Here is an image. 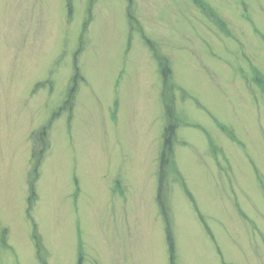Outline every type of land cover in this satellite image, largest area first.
<instances>
[{"label": "rangeland", "instance_id": "374dc122", "mask_svg": "<svg viewBox=\"0 0 264 264\" xmlns=\"http://www.w3.org/2000/svg\"><path fill=\"white\" fill-rule=\"evenodd\" d=\"M0 264H264V0H0Z\"/></svg>", "mask_w": 264, "mask_h": 264}, {"label": "trees", "instance_id": "16d2710c", "mask_svg": "<svg viewBox=\"0 0 264 264\" xmlns=\"http://www.w3.org/2000/svg\"><path fill=\"white\" fill-rule=\"evenodd\" d=\"M133 18V17H132ZM162 64V63H161ZM175 120V119H174ZM178 124H177V120L173 123V124H171V123H169V128H166V132H165V135L167 134V142L165 143V147H168L170 144H172V143H174L175 142V135H176V132H177V128H178V126H177ZM177 126V127H176ZM36 155H37V153H36ZM35 155V156H36ZM39 156H42V157H38V158H36V171H35V173H34V177H33V186H32V188H34V186H35V184H34V181L35 180H37L38 179V177H39V174H38V167H40V165L42 164V161H43V159H44V155H40V154H38ZM37 155V156H38ZM36 156V157H37ZM160 201H161V198H160ZM31 203H33V202H31ZM163 205V204H162ZM163 209H165V207H164V205H163ZM174 260V259H173Z\"/></svg>", "mask_w": 264, "mask_h": 264}, {"label": "bare ground", "instance_id": "6f19581e", "mask_svg": "<svg viewBox=\"0 0 264 264\" xmlns=\"http://www.w3.org/2000/svg\"><path fill=\"white\" fill-rule=\"evenodd\" d=\"M32 186H33V184H32ZM32 186H31V187H32ZM32 190H33V188H32ZM33 191H34V190H33Z\"/></svg>", "mask_w": 264, "mask_h": 264}]
</instances>
